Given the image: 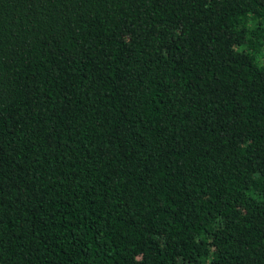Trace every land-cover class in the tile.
<instances>
[{
  "label": "trees",
  "instance_id": "trees-1",
  "mask_svg": "<svg viewBox=\"0 0 264 264\" xmlns=\"http://www.w3.org/2000/svg\"><path fill=\"white\" fill-rule=\"evenodd\" d=\"M0 264H264V0H0Z\"/></svg>",
  "mask_w": 264,
  "mask_h": 264
}]
</instances>
